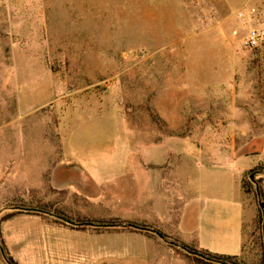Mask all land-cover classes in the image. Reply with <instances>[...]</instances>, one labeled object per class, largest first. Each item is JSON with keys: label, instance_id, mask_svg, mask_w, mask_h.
<instances>
[{"label": "rangeland", "instance_id": "1", "mask_svg": "<svg viewBox=\"0 0 264 264\" xmlns=\"http://www.w3.org/2000/svg\"><path fill=\"white\" fill-rule=\"evenodd\" d=\"M261 2L0 0V226L32 209L135 218L169 240L142 234L159 247L137 241L132 264H216L186 240L203 200L234 196L225 162L248 158L237 264H264Z\"/></svg>", "mask_w": 264, "mask_h": 264}, {"label": "crops", "instance_id": "2", "mask_svg": "<svg viewBox=\"0 0 264 264\" xmlns=\"http://www.w3.org/2000/svg\"><path fill=\"white\" fill-rule=\"evenodd\" d=\"M238 1L240 8L252 15L258 12L262 3L261 0ZM225 163L230 166L234 196L219 194L203 200L198 211L196 233L192 239L186 240V244L194 243L199 249L211 254L240 257L244 244V212L247 208L242 180L251 168V163L248 158L228 160ZM55 218L53 214L46 215L32 209L21 210L3 221L0 236L8 256L16 264H132L137 257L141 258L138 254L142 246L138 248L137 241L145 247L153 246L156 250L159 247L152 238L136 232L121 230L103 233L80 230L60 224ZM16 219L25 220L34 226V230L28 231L34 232L33 239L14 235L6 228L8 222ZM132 222L136 223V219ZM150 263L148 260L147 264ZM0 264L8 263L4 260Z\"/></svg>", "mask_w": 264, "mask_h": 264}, {"label": "trees", "instance_id": "3", "mask_svg": "<svg viewBox=\"0 0 264 264\" xmlns=\"http://www.w3.org/2000/svg\"><path fill=\"white\" fill-rule=\"evenodd\" d=\"M244 185H245V175H244L243 180H242V188H243V191H244V193L246 195L248 192H247V190H245V186ZM38 211H47V212H49L48 210H44V209H40V210L38 209ZM20 212H21V210L16 211L15 213H20ZM49 213H50L49 215L53 214V215L56 216L55 219H56V221L58 223L64 224L66 226H70L72 228H77V229H80V230H86V229H88L90 227H95V229L104 228V229H114V230H131V231L136 232V233L147 234V235H153L154 234V233H152L150 231H159L158 229H156V228L154 229L151 226L146 225V224L140 225V224H133L132 223V224L128 225L127 228L123 229L122 227H120L121 224H119L120 223L119 221H107V222L91 221V220H87V221H83V220L82 221L81 220L80 221H72L70 218L65 217L61 213H56L54 211L53 212H49ZM13 215H14V213L12 215H9L3 221H6V220L10 219ZM46 215H48V214H46ZM58 217H63L65 219H67L68 221H70L72 224H68L67 222L61 220ZM130 226H133V227H136V228H139V229H144V231L136 230V229H134V228H132ZM147 231H149V232H147ZM159 232H161V231H159ZM164 237L167 240H169L167 236L164 235ZM175 243L179 245V243H177V242H175ZM183 246L187 247L189 250H191L190 246H185V245H183ZM3 249L5 250L4 246H3ZM243 249H244V244H243ZM191 251H195L197 254L200 255V257H203V258L209 259L211 261H214V263H216V264H237V262L239 260V257H230V256H221V255L211 254V253H209L207 251L199 249L198 247L195 250H191ZM5 254H6V259L5 260L7 261L8 264H16L12 260V258L8 256L6 250H5ZM194 258L199 259V260L202 261V259H200L198 257H194Z\"/></svg>", "mask_w": 264, "mask_h": 264}, {"label": "water", "instance_id": "4", "mask_svg": "<svg viewBox=\"0 0 264 264\" xmlns=\"http://www.w3.org/2000/svg\"><path fill=\"white\" fill-rule=\"evenodd\" d=\"M260 208L262 209V211H263V214H264V205L263 204H261L260 203ZM38 212H40V213H43V214H50L49 212H46V211H38ZM53 216H55V215H53ZM58 218H60L61 220H63V221H65V222H67L68 224H72L70 221H68L67 219H65V218H63V217H58ZM127 226L128 225H122V226H120V227H122V228H127ZM130 227H132V228H134V229H136V230H142V231H144V229H139V228H136V227H133V226H130ZM147 232H149V231H147ZM150 232H152V233H154L155 235H157L159 238H161L163 241H167V239L164 237V235L161 233V232H159V231H150ZM183 250H185V251H187L186 250V248H184V247H181ZM188 252V251H187ZM189 254H191L190 252H188Z\"/></svg>", "mask_w": 264, "mask_h": 264}, {"label": "built area", "instance_id": "5", "mask_svg": "<svg viewBox=\"0 0 264 264\" xmlns=\"http://www.w3.org/2000/svg\"><path fill=\"white\" fill-rule=\"evenodd\" d=\"M250 39H251V41H254L255 40L253 36Z\"/></svg>", "mask_w": 264, "mask_h": 264}]
</instances>
